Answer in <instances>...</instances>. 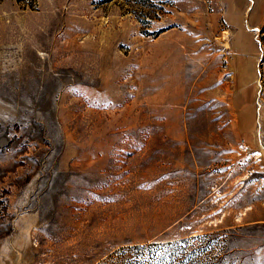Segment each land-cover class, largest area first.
<instances>
[{"label":"rangeland","instance_id":"1","mask_svg":"<svg viewBox=\"0 0 264 264\" xmlns=\"http://www.w3.org/2000/svg\"><path fill=\"white\" fill-rule=\"evenodd\" d=\"M0 264H264V0H0Z\"/></svg>","mask_w":264,"mask_h":264}]
</instances>
